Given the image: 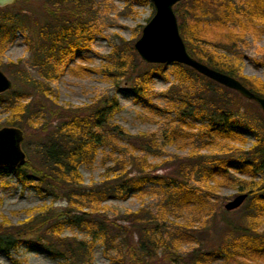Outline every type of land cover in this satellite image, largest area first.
I'll return each instance as SVG.
<instances>
[{
  "label": "trees",
  "instance_id": "obj_1",
  "mask_svg": "<svg viewBox=\"0 0 264 264\" xmlns=\"http://www.w3.org/2000/svg\"><path fill=\"white\" fill-rule=\"evenodd\" d=\"M25 6L13 5L0 8V50L13 32L26 36L31 53V62L44 71L43 78L48 81L57 72L58 66L66 56H72L87 45L90 34L85 22L88 14L87 0H23ZM35 4V6H34ZM176 7L179 31L186 41L187 52L197 61L236 78L251 92L264 97V84L242 75L239 61L229 53L235 46L234 41L226 42L220 48L208 43L200 27L204 20L209 24L226 26L236 24L239 28H249L254 32L264 31V0H247L240 10L233 0H183ZM241 11L242 14H239ZM242 16L243 20L240 19ZM236 25V26H237ZM259 26V28L257 27ZM230 36H234L230 33ZM230 38V37H229ZM124 53L127 56H124ZM138 56L131 45L116 46L105 66V75L114 82H125L131 93L140 98L150 76H162V66L139 68ZM138 63V64H137ZM140 65H143L140 63ZM264 70V54L260 63ZM179 83L170 89V94L178 102L180 118L207 117L206 125L199 132L204 145H222L242 136L249 130L247 119L240 114L239 101L242 97L215 82L195 89L194 80L202 78L194 70L176 64L170 72ZM25 86L46 95V83L26 80ZM185 84H189L190 87ZM264 115L254 102H250ZM7 125L36 133L39 150L35 160H26L19 169L0 168V176L14 174L22 183H32L39 192H47L57 199H64L67 206L62 209L41 207L29 213L26 220L16 225L7 220L0 222V254L8 256L20 243L27 245L32 252L65 261L62 264H78V260L91 259L90 244L60 235L65 225L83 228L91 241L112 245L116 256L133 264H163L171 262L172 254L167 249L161 257L156 255L158 243V221L144 209L125 212L121 220L111 219L98 209L99 201L116 194H127L139 190L144 184L164 185L184 207L206 209L211 195L222 184L214 178L227 180L231 170L249 174L250 180L234 178L238 192L246 194L245 205L251 218H260L264 211V136L247 150L219 153L213 155L211 165H206L203 156L191 155L180 165L191 167L199 164L204 167L206 178L214 185H206L203 190L190 186L184 176L174 174L154 175L156 167L138 158L135 153L147 156L157 148L154 135H132L119 125L113 124L112 115L118 111L114 98H98L84 107H50L44 102H9ZM177 131L181 128H176ZM172 144L175 136L169 135ZM190 138V137H189ZM213 138V140H212ZM124 142L130 150V157L117 156L101 174L98 184L88 188L82 185L79 167L90 164L98 146L109 142ZM210 158V157H209ZM199 162V163H198ZM181 168V167H180ZM182 170V169H181ZM179 170V172L181 171ZM134 172L133 176L130 174ZM263 178L256 180L255 175ZM183 175V174H182ZM88 203L89 212H83L81 203ZM213 206V205H212ZM215 206V205H214ZM219 211V208H218ZM214 213V211H212ZM246 213V215L248 214ZM192 235L199 232L183 228ZM221 242L212 252L201 246L193 249L182 264H206L209 256H223L237 264H259L264 258V233L249 228H241L225 221L222 222ZM201 233V232H200ZM216 234V233H215ZM203 244L211 243V234H204ZM237 239V240H236ZM210 253V255H209ZM241 258V259H237Z\"/></svg>",
  "mask_w": 264,
  "mask_h": 264
},
{
  "label": "rangeland",
  "instance_id": "obj_2",
  "mask_svg": "<svg viewBox=\"0 0 264 264\" xmlns=\"http://www.w3.org/2000/svg\"><path fill=\"white\" fill-rule=\"evenodd\" d=\"M233 1L240 10V6L247 0ZM23 2V0H17L16 3L20 4L19 7H26ZM87 2L88 14L85 15V22L90 39L87 45L62 60L52 79L46 81L43 78L44 71L32 64L26 36L22 32H13L1 47L0 71L10 80L11 89L0 94V129L9 127L7 125L8 103L16 102L18 97L22 103L40 100L50 107H55L54 105L84 107L98 98H114L119 109L111 117L113 124L119 125L125 132L132 135H154L157 142L155 150L153 149L147 156L144 153H135L138 158L143 157L147 163L156 167L154 175L174 174L179 178L184 176L190 186L202 190L206 185H214L212 180L206 178L202 164L191 167L178 165L191 155L203 156L205 161H208L206 165H211L213 155L230 151L236 153V149L240 151L249 149L259 137L264 136V122L258 110L250 103L251 101L241 96L243 100L239 101V108L242 110L239 112L247 119L249 130H243L239 138L221 142L222 145L219 147L211 146L209 143L204 145L199 141L198 134L205 127L207 117H197L195 120L180 118L178 102L169 93L171 88L179 85L170 73L176 63L148 64L143 62L136 53L138 62L143 64L139 63V68H147V65L162 66V76L152 74L145 86V93L140 98H136L131 93L127 83L123 81L116 83L105 75V66L113 49L116 46L122 47L126 43L133 48L134 43L141 36L143 27L153 17L155 11L149 0H87ZM181 3L182 1L173 6L174 13L178 4L182 7ZM238 12L242 14L241 11ZM176 19L179 27V20L177 17ZM240 19L244 21L242 16ZM236 23L217 26L204 20V24L202 22L200 27L204 31L205 40L216 47L229 49L230 46H225L226 42L229 39L228 43L234 41L235 46L229 49L231 51L229 53L239 61L242 75L264 84V70L260 65L264 54V31L258 33L247 27L239 28ZM230 33L234 36L231 37ZM180 35L186 46L184 36L181 33ZM124 56L127 55L124 53ZM26 80L46 83V95H40L36 90L26 87L23 83ZM207 80L209 79L204 76L197 78L194 80L193 87L195 89L203 87L208 84ZM185 85L190 87L189 84ZM176 128L181 129L177 131ZM169 135L175 136L172 144L167 141ZM20 146L26 160L34 161L39 150L36 133L23 130ZM119 155L127 156V158L131 155L124 142H109L98 146L91 163L79 167L83 187L88 188L92 184H98L101 174L111 165L112 159ZM229 174L231 176L227 180L214 178L222 184L217 186L215 195L210 196L211 200L207 203L206 209L177 204L171 196L172 193L164 185L155 183L144 184L139 190H133L124 195L116 194L104 198L99 201L98 209L109 218L117 220H121L125 212L144 209L159 223L157 232L159 240L155 251L157 257H161L162 251L167 249L172 254L173 261L163 264H182L180 259L186 257L193 249L204 245L206 251L211 253L214 246L219 245L222 222L227 221L241 228L250 227L257 233H264V211L260 218H251V213L246 212L245 201L236 210L224 209L227 202L242 194L238 192L234 178L251 179L249 174L239 173L236 170H231ZM133 175L134 172L130 174V176ZM254 177L256 180L263 178L259 174ZM79 202L82 211L89 212L88 203ZM45 206L62 209L67 206V203L64 199H57L47 192H39L32 183L20 182L14 174L0 176V222L4 219L16 225L26 220L33 210ZM182 227L199 233L192 235ZM206 232L212 235L211 243L208 245L202 242ZM60 235L78 241L84 240L90 244L91 259L81 260L80 258L78 264H133L129 260L119 259L112 245L91 241L83 228L65 225ZM206 261V264H237L232 259L215 255L209 256ZM62 263L65 261L30 251L24 243H20L10 251L8 256L0 254V264ZM259 264H264V258Z\"/></svg>",
  "mask_w": 264,
  "mask_h": 264
},
{
  "label": "water",
  "instance_id": "obj_3",
  "mask_svg": "<svg viewBox=\"0 0 264 264\" xmlns=\"http://www.w3.org/2000/svg\"><path fill=\"white\" fill-rule=\"evenodd\" d=\"M17 0H0V8L13 5ZM183 0H149L154 15L143 27L141 36L133 48L148 64L176 63L187 66L205 78L237 92L248 101L256 103L264 115V97L257 95L237 79L214 70L197 61L187 52L179 33V27L173 6ZM11 89L10 80L0 71V94ZM22 131L14 127L0 129V168L19 169L26 163L25 153L21 149ZM246 194H239L224 205L226 211L238 209L246 200Z\"/></svg>",
  "mask_w": 264,
  "mask_h": 264
}]
</instances>
